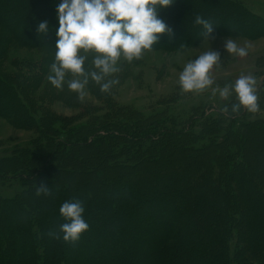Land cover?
<instances>
[{"label":"trees","instance_id":"trees-1","mask_svg":"<svg viewBox=\"0 0 264 264\" xmlns=\"http://www.w3.org/2000/svg\"><path fill=\"white\" fill-rule=\"evenodd\" d=\"M57 2L0 0V53L14 43L54 58ZM158 15L171 33L152 48L195 44L196 16L215 24L212 34L233 27L237 37H264V18L236 0H174ZM42 21L46 33L37 32ZM39 73L0 75V116L36 134L0 157V264H264V119L232 113L234 97L173 113L175 96L148 114L101 100L104 114L67 124L26 100ZM41 183L51 195L35 194ZM73 199L83 201L89 228L65 243L47 233Z\"/></svg>","mask_w":264,"mask_h":264},{"label":"clouds","instance_id":"clouds-1","mask_svg":"<svg viewBox=\"0 0 264 264\" xmlns=\"http://www.w3.org/2000/svg\"><path fill=\"white\" fill-rule=\"evenodd\" d=\"M172 3L174 0H58L55 6V53L47 80L58 90L66 84L78 98H83L89 81L98 85L101 93L109 92L119 83L113 78L120 70L118 61L130 63L139 59L144 51L152 49L160 34L171 33V28L159 17L158 8H166ZM194 22L202 26V36L208 41L213 31L212 23L200 16H196ZM47 29L46 21L37 26L40 33H46ZM223 48L227 54L247 55V49L230 38L224 39ZM89 56L90 66L85 67ZM220 59V53L211 50L208 44L207 51L189 60L179 72L180 90L201 93L210 89L212 96L218 95L222 100L234 97L232 113L241 108L249 113L257 112V79L254 75H240L223 87L214 86L210 70L219 65ZM66 76L72 78L66 80ZM220 111L228 113L229 108L226 105ZM35 194L51 195L50 186L41 183ZM84 212V203L79 199L62 202L58 215L63 222L47 234L65 243L77 242L89 228Z\"/></svg>","mask_w":264,"mask_h":264},{"label":"rangeland","instance_id":"rangeland-1","mask_svg":"<svg viewBox=\"0 0 264 264\" xmlns=\"http://www.w3.org/2000/svg\"><path fill=\"white\" fill-rule=\"evenodd\" d=\"M236 1L264 18V0ZM211 23L213 31L216 30L214 29L215 24ZM228 25L231 23L229 22ZM202 31L200 38L190 47L179 50L176 48L173 50L152 48L144 51L139 59H134L130 63L124 60L118 61L120 70L114 74L113 78L118 79L119 83L107 93H101L98 85L91 81L84 90L83 98H78L76 93L69 91L66 84L62 89L54 88L47 80L54 58L43 51L27 49L14 43L9 44L6 51L0 53V75L7 77V80H15L11 79L14 76H17L16 79H20V77L26 79L40 71L37 74L36 82L31 84L32 89L25 90L26 100L29 101L32 98L33 101H40L44 110L67 120V124L85 122L87 116L94 113L104 114L108 106L102 104L101 100L122 107L138 109L144 114L163 107L162 105H165L166 101H173L175 96L178 97L177 104H170V107L173 113L178 114L190 110L194 102H211L215 105L227 102L228 100H222L218 95L212 96L210 89L201 93H185L180 90L178 85V75L185 63L207 51L208 44L211 50L220 53L221 58L219 65L213 66L210 70L214 86L223 87L226 83L234 82L240 75L252 74L257 79L256 92L259 88L264 90V37L256 39L237 37L232 35L237 32V29L232 27L229 31L230 34L211 33L207 41L203 38ZM225 38L233 39L238 46L245 47L247 55L239 57L227 54L223 48ZM90 59L91 56L85 61V67L90 66ZM71 78V76H66V80ZM17 84L19 85L18 82ZM37 108L40 110L38 105ZM251 116L264 119V112H255ZM35 136L34 130L13 126L7 118L0 116V157L8 155L15 146H27ZM11 190L9 189L7 192H11ZM233 190L238 196L239 188L233 187ZM237 201L238 209L241 210L240 202L238 199ZM237 213L239 212L237 211ZM234 237H236L235 232L232 233V238ZM233 246L234 244H231V253L235 251V246Z\"/></svg>","mask_w":264,"mask_h":264}]
</instances>
